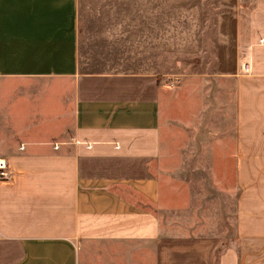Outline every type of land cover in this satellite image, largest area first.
Returning <instances> with one entry per match:
<instances>
[{
	"label": "crops",
	"instance_id": "obj_1",
	"mask_svg": "<svg viewBox=\"0 0 264 264\" xmlns=\"http://www.w3.org/2000/svg\"><path fill=\"white\" fill-rule=\"evenodd\" d=\"M170 1L0 0V264H151V244L155 264H214L219 235L160 219L189 202L155 172L159 52L201 48L200 8ZM239 33L223 14L212 76L235 84L239 193L219 264H264V0Z\"/></svg>",
	"mask_w": 264,
	"mask_h": 264
},
{
	"label": "rangeland",
	"instance_id": "obj_2",
	"mask_svg": "<svg viewBox=\"0 0 264 264\" xmlns=\"http://www.w3.org/2000/svg\"><path fill=\"white\" fill-rule=\"evenodd\" d=\"M149 1L154 5V0ZM234 1L235 6L227 0L168 3L169 7L200 8L201 48L196 53L159 52L158 81L166 86L161 133L167 145L154 164L155 172L167 186V200L173 205L184 199L189 202L176 212H160L162 226L168 229L173 225L183 232L213 233L226 246L238 245L235 84L212 74L219 70L221 16H237L242 44L255 6V0ZM151 264H155L152 244Z\"/></svg>",
	"mask_w": 264,
	"mask_h": 264
},
{
	"label": "built area",
	"instance_id": "obj_3",
	"mask_svg": "<svg viewBox=\"0 0 264 264\" xmlns=\"http://www.w3.org/2000/svg\"><path fill=\"white\" fill-rule=\"evenodd\" d=\"M242 70L245 73L250 72V66L248 64H244L242 66ZM11 177V171L7 167L5 159H0V178H10Z\"/></svg>",
	"mask_w": 264,
	"mask_h": 264
},
{
	"label": "trees",
	"instance_id": "obj_4",
	"mask_svg": "<svg viewBox=\"0 0 264 264\" xmlns=\"http://www.w3.org/2000/svg\"><path fill=\"white\" fill-rule=\"evenodd\" d=\"M227 246L225 244L219 245L214 252V264H219L220 257Z\"/></svg>",
	"mask_w": 264,
	"mask_h": 264
}]
</instances>
